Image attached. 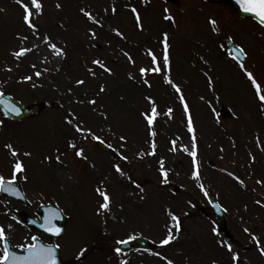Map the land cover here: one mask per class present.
Here are the masks:
<instances>
[{"label": "rangeland", "instance_id": "obj_1", "mask_svg": "<svg viewBox=\"0 0 264 264\" xmlns=\"http://www.w3.org/2000/svg\"><path fill=\"white\" fill-rule=\"evenodd\" d=\"M140 1L147 5L146 10L139 3L132 4L141 13L143 31L137 28L135 17L126 6L129 0L125 5L118 0H42L43 14L34 17V22L41 37L54 34L56 40L67 45V56L60 58L32 34L23 20L24 9L16 0H0V90L25 106L45 101L54 104L23 123L9 125L0 114V120L4 121L0 127V174L11 175L15 158L4 148V144L11 142L21 151L20 158L27 166L28 181L18 179L17 185L23 187L30 201V207H25L0 193V224L5 225L15 251H20L16 245L31 243L32 236L53 243L17 223L13 216L24 211L36 217L40 205L55 204L69 217L66 234L57 242L66 261L79 258L83 260L75 264H121V261L165 264L152 254L159 251L174 259L175 264H211L212 261L230 264L231 254L212 231L216 223L208 214L207 198L192 178V159L183 151L184 146L190 148L192 134L187 129V114L178 94L160 75L151 77V89L140 78L139 68L150 64L147 50L151 48L161 56L162 34L168 31L173 46L172 77L180 84L189 104L203 183L210 195L227 209L228 225L242 245L234 250L240 253L241 264H264L254 262L257 251L249 234L244 232L248 227L264 237V206L256 203L257 200L264 203V184L257 183L264 181V111L244 71L228 56L226 44V38L231 37L235 45L245 47L249 53L246 67L264 87V28L254 20L238 17L227 4L203 0ZM24 2L31 7L30 0ZM58 2L62 8L56 7ZM113 6L118 10L116 14L111 11ZM81 8L96 15L103 26L92 22L85 25L86 16L80 12ZM165 8L171 10L175 24L164 19ZM211 19L217 20V31H213ZM116 28L123 31L126 39L115 34ZM89 29L96 32L95 38ZM19 35L28 36L23 46L39 43L40 47L17 60L12 53L21 46ZM122 51L129 52L135 64ZM45 58L51 64L46 65ZM96 58L106 62L116 74L109 76L92 65ZM46 66L51 69L49 73L40 78L34 76V71ZM9 67L11 72L6 71ZM90 67L97 73L95 78L87 71ZM128 73L140 82L128 79ZM24 75H33V81L21 82ZM80 78L86 80L85 85L75 84ZM33 82L38 87L33 88ZM101 84L111 86L106 95L100 93L99 107L93 111L87 101L96 97ZM68 88L72 93L67 92ZM144 95L156 99L161 115L155 126L156 155L141 158V153L151 151L153 139L140 115L148 107ZM121 96L125 99L121 100ZM76 100L85 103L76 104ZM169 107L174 109L172 118L165 114ZM67 111L75 112L86 127L119 148L128 160H121L112 149L103 151L96 141H84L66 123ZM101 111H107V120L99 115ZM120 135L127 137V143L119 140ZM73 138L87 149L89 161L75 158L73 150L67 147ZM172 140H176V151H170ZM57 148L67 152L63 165L54 159L51 164L45 161L46 155L55 157ZM25 151H30L31 157H24ZM162 158L169 172L168 184L161 183L159 160ZM115 163L121 164L143 191L120 177L113 168ZM229 172L243 179L246 187L229 176ZM105 177L108 191L114 197L112 210L98 215L102 198L95 189ZM169 212L180 217L181 229L177 240L161 246L159 241L166 235L167 227L174 224ZM8 224L12 225L11 230H7ZM130 235L144 237L157 248L150 253L134 251L117 256L116 241ZM244 247L253 249L244 251ZM81 248L87 249L84 256H79Z\"/></svg>", "mask_w": 264, "mask_h": 264}, {"label": "snow or ice", "instance_id": "obj_2", "mask_svg": "<svg viewBox=\"0 0 264 264\" xmlns=\"http://www.w3.org/2000/svg\"><path fill=\"white\" fill-rule=\"evenodd\" d=\"M17 3L21 5L24 9V17L23 20L27 27L31 30L32 34L37 37L38 40L42 41L47 48L51 49L52 53L56 57L65 58L67 56V45L63 42L56 40L54 34H45L44 36L39 35V27L36 22H34V17H38L39 15L43 14V3L42 0H30L31 7L29 3H25L24 0H16ZM150 2V0H145V3ZM236 4L239 6L240 10L244 13L250 14V16L257 22V24L264 28V0H236ZM57 8H62L63 5L61 3L56 4ZM107 11V9H105ZM113 14L117 13V8L115 6L111 9ZM80 12L87 17L89 21L93 24L98 25L100 27L103 26L100 19L97 18L91 11H87L84 8L80 9ZM131 12L134 14L136 26L138 29L143 31V23H142V16L140 11L135 6L131 7ZM165 15L164 19L170 21L171 23L175 24L176 20L175 17L171 14V10L168 8L164 9ZM210 24L213 26V31H217V20L211 19ZM62 27V25H61ZM115 34L119 36L121 39H126L125 34L119 28L114 29ZM89 32L93 38L96 37V32L92 29H89ZM18 39L21 41V46L17 51H14L12 55L17 59L20 60L21 58L25 57L27 54L32 53L34 50L39 49L40 44L36 43L32 47H25L23 46V42L28 40L27 35H19ZM231 39V37H229ZM162 55L157 56V54L149 48L147 50V55L151 58L150 64L147 67H140L139 74L143 85L147 86V88H152L151 77L153 75H160L163 77V82L174 89L175 93L178 94V98L183 105V110L185 114H187V129L192 134L191 135V146H184L183 151L187 153L191 159L193 164V171H192V178L198 183V187L200 188L203 195L207 198L210 196L208 187L205 186L202 180V173L200 168V163L198 160V144H197V135H196V128L194 126L193 118L189 109V104L185 98L183 90L179 83H177L172 77V70H173V61L171 56L172 50V43L170 40V33L168 31L163 32L162 39ZM221 47H225L221 45ZM128 60L135 64L131 54L127 51L123 53ZM249 53L246 51L245 47L242 45H235L232 49H229L228 56L235 60L239 67L244 71L245 75L247 76L248 80L253 85L256 96L261 104V111H264V87H262L261 83L258 81L257 77L254 75L253 71L249 70L246 67L245 61L248 57ZM203 59V57H201ZM44 63L51 64V60L48 58L44 59ZM92 65L98 66L100 69H103L104 72L108 73L109 76H114L116 73L111 67H108L106 62L103 60L96 58L91 61ZM31 67L36 69V65L32 64ZM49 67H44L42 69L34 71V76L37 78L42 77L44 74L50 72ZM56 71H59V68H55ZM6 71L11 72L12 68L9 67ZM88 73L91 77L95 78L97 76L96 71L93 68L87 69ZM207 76V73H205ZM128 79L134 82H140L136 80V76L132 73H128ZM209 84H211V77H208ZM33 81V75H24L21 77V82H31ZM77 86L85 85V79H77L75 81ZM42 86V85H39ZM110 84H101L99 93L96 94L95 98L89 99L87 104L93 106V111H96L99 107L98 100L101 98L100 93L107 94L108 89L110 88ZM32 87L36 88L38 85L36 83H32ZM72 89L68 88L67 92L72 93ZM4 96L3 90H0V97ZM121 100H124L125 97L121 96ZM144 101L147 103L148 107L141 111L140 115L143 117L146 125L149 129V135L153 138L151 142V151L148 153H141V158L143 155H156V140L155 137L157 135L155 131V126L158 123V118L161 115V112L158 108V104L156 99L152 95H144ZM203 99V97H201ZM76 104H84V100H76ZM0 104H3L5 107L4 115L7 116L9 113H14L15 115L20 114V108L17 107L15 104L0 99ZM169 118H172L174 114V109L169 107L167 112L165 113ZM105 120L108 119L107 111H101L99 113ZM65 121L68 125H72L77 133L81 135L84 141H96L100 144L107 143L106 140L101 136L97 135L95 132L92 131L91 128H88L84 125V123L80 120L79 116L72 111H67L65 115ZM4 124L3 120H0V127ZM119 140L127 143V137L125 135H120ZM172 148L170 151H176V140L171 141ZM67 147L73 150V155L75 158L83 161H89V156L87 154V149L82 146L78 145L75 139H70L68 141ZM123 147V145L121 146ZM4 148L8 150V153L11 157L15 158L14 162L11 165V175L10 177H6L3 174H0V192L9 193L12 196H21V190L17 185V180L22 179L23 181H28L29 177L26 174L27 166L23 159H21V151L13 146V143L9 142L4 144ZM107 148L112 149L113 152L119 156L121 160L127 161L128 157L123 155L119 148H114L111 143H107ZM222 150V149H221ZM56 155L53 158L51 155L45 156V161L49 164L52 163L53 159L57 164H64V160L67 159V152H61L59 148L56 149ZM32 153L30 151L23 152L24 157H31ZM255 158L253 157V160ZM44 163V161H41ZM160 165V172L162 176L161 183L168 184L169 183V172L165 168V161L164 159L159 160ZM93 168L95 164L91 165ZM113 168L120 177L126 178L132 184H134L137 188H141V186L129 175L124 168L121 167V164L115 163L113 164ZM226 171V170H225ZM229 176L235 179L241 186L246 187L245 181L241 179L239 176L235 175L234 173L229 172ZM107 177L103 178L99 181L98 187H96L95 192L102 198V202L98 203L97 214L103 215L104 213H109L112 210L113 204V194L108 191L107 187ZM257 183L264 184V181H257ZM141 191L143 189L141 188ZM143 199V196H141ZM191 203V202H190ZM211 203V200H210ZM257 204H262L260 200L256 201ZM195 207V205H192ZM122 207V206H121ZM216 208H220L221 205L219 203L215 204ZM224 211H227L225 208ZM63 212L60 209L47 207L45 215L43 217V223L41 227L48 233H51L55 236H60L64 229L56 224L58 219H63ZM171 220L174 224L171 227H167L166 235L159 241L161 246L171 245L175 240L178 238V234L181 229V219L178 215H175L169 212ZM14 220H17V223L20 221L13 216ZM12 225H7V230H11ZM213 232H216V229H212ZM244 232L248 233L251 237L252 242L254 243L256 250L258 251L259 255L264 257V237L258 236L251 231L250 228L245 227ZM28 238L26 237L25 240ZM31 243H20L16 245L17 248L21 250L23 254L18 253L17 251L13 250L10 242V237L7 234L6 227L3 224H0V246H2V250H0V264H61V261L58 258V250L61 248L59 243L56 244H45L40 242L39 237L32 236ZM135 239V236H128L127 239H120L116 241L118 245H124L129 243L130 240ZM227 248V251L231 254L230 259L232 264H241V255L238 251L233 250V245L227 243L224 245ZM115 252L117 254L122 253L121 247H115ZM87 249L81 248L79 252V256H84ZM153 255L160 257L162 260L165 261V264H175L174 259H170L165 255H162L159 251L152 253ZM121 264H127V261H121ZM211 264H217V261H212Z\"/></svg>", "mask_w": 264, "mask_h": 264}, {"label": "water", "instance_id": "obj_3", "mask_svg": "<svg viewBox=\"0 0 264 264\" xmlns=\"http://www.w3.org/2000/svg\"><path fill=\"white\" fill-rule=\"evenodd\" d=\"M206 1L212 2V3H230V4L233 5L234 10L240 16H242L244 18H252L250 16V14L244 13V12H242L240 10L239 6L236 4V0H206ZM233 47H234V45L232 44L231 40L228 39V48L232 49ZM0 99H3L5 101H9V102L15 104L17 107L20 108V114L19 115H15L14 113H9L6 116L7 118L11 119L12 121H16V122H22V121L37 117L45 108L53 107V104L48 103V102L44 103L43 105H34V106H30V107H23L19 103L13 101L10 97L5 96V95L3 97H0ZM0 110L3 113L5 112V107H4L3 104H0ZM99 146L101 148H103L104 150H108V148L105 147L103 144H99ZM20 190H21V193H22L21 196H12L9 193H4V192H2V193H3V196H5V197L13 198L17 202L22 201L24 204L27 205V202H26L25 196L23 194V191H22L21 188H20ZM212 204L215 207L216 203H212ZM48 207L57 208V207H53V206H48ZM46 208L47 207L40 208L41 213L38 214V216H39V218L41 220L40 224L37 223L35 220H33L30 216H28L24 212L17 213L16 217L18 218L20 223L22 225L26 226L27 228L32 229V230H38V231H40L41 234L48 235L50 237H55V239L58 240V239H60L63 236V234L65 232L67 219L63 215V219H58L56 221V224L58 225V223H59L60 227H62L64 229V232H62L60 236H55V235H53L51 233L46 232L44 230V228L41 227V224L43 223V217H44L45 212H46ZM219 210L220 211H216L217 218H218V220L220 222L219 228H218L219 233L225 239L226 243H230V244L234 245L235 242L233 240V236L231 235L229 229L226 226V214H225V212L222 209H219ZM152 247H153L152 244L149 243L148 241L144 240V239H137L134 242H129L127 244L121 245L122 252H127L128 250L136 249V248L150 250V249H152ZM21 254H23V253H21ZM57 254H58L59 260L61 261V264H71V263L63 262L61 260L59 250H58Z\"/></svg>", "mask_w": 264, "mask_h": 264}, {"label": "flooded vegetation", "instance_id": "obj_4", "mask_svg": "<svg viewBox=\"0 0 264 264\" xmlns=\"http://www.w3.org/2000/svg\"><path fill=\"white\" fill-rule=\"evenodd\" d=\"M209 214H211L210 212H209ZM240 248H242V246H239V248L238 249H240ZM254 248V250H256V247H253ZM253 248H251V249H253ZM250 248H249V250H251ZM243 250H245L246 251V248H244ZM257 251V250H256ZM260 258H254V262H258V261H260L261 260V256H259Z\"/></svg>", "mask_w": 264, "mask_h": 264}, {"label": "trees", "instance_id": "obj_5", "mask_svg": "<svg viewBox=\"0 0 264 264\" xmlns=\"http://www.w3.org/2000/svg\"><path fill=\"white\" fill-rule=\"evenodd\" d=\"M135 1H138V0H135ZM143 6V5H142ZM83 20V19H82ZM84 23H85V25H91V21H89L88 19H87V17L86 18H84Z\"/></svg>", "mask_w": 264, "mask_h": 264}]
</instances>
